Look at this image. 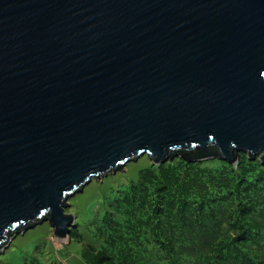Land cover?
Returning a JSON list of instances; mask_svg holds the SVG:
<instances>
[{
  "label": "water",
  "instance_id": "obj_1",
  "mask_svg": "<svg viewBox=\"0 0 264 264\" xmlns=\"http://www.w3.org/2000/svg\"><path fill=\"white\" fill-rule=\"evenodd\" d=\"M178 152L264 161V0H0V251Z\"/></svg>",
  "mask_w": 264,
  "mask_h": 264
},
{
  "label": "trees",
  "instance_id": "obj_2",
  "mask_svg": "<svg viewBox=\"0 0 264 264\" xmlns=\"http://www.w3.org/2000/svg\"><path fill=\"white\" fill-rule=\"evenodd\" d=\"M87 227L83 264H264V161L178 152L110 194ZM44 253L20 264H51Z\"/></svg>",
  "mask_w": 264,
  "mask_h": 264
},
{
  "label": "rangeland",
  "instance_id": "obj_3",
  "mask_svg": "<svg viewBox=\"0 0 264 264\" xmlns=\"http://www.w3.org/2000/svg\"><path fill=\"white\" fill-rule=\"evenodd\" d=\"M150 164V159L144 155L129 161L116 173L93 178L81 192L66 201L68 206L65 213L76 216L75 227L72 229L74 233L70 231L67 239L59 242L53 236L50 224L43 222L14 237L4 251H0V264H20L27 253L33 249L38 252L39 248L46 256H50L51 264H83L77 258V253L81 248L79 243L84 240L82 234L84 238L87 236V224L94 222L104 212L105 201L110 194L137 180L139 171Z\"/></svg>",
  "mask_w": 264,
  "mask_h": 264
}]
</instances>
